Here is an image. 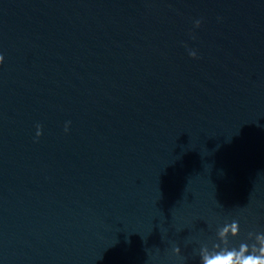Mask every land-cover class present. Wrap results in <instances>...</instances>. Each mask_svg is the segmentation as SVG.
<instances>
[{"label": "clouds", "instance_id": "9594fccd", "mask_svg": "<svg viewBox=\"0 0 264 264\" xmlns=\"http://www.w3.org/2000/svg\"><path fill=\"white\" fill-rule=\"evenodd\" d=\"M200 21H196L199 27ZM192 57L196 56L194 51L189 53ZM4 57L0 55V64H3ZM68 126H65V131ZM37 137L41 135L37 126ZM241 230L238 221H233L231 225H226L219 233L222 244L215 246V251L202 255L200 264H264V232H248L245 239L238 244L229 242L227 237L230 235L233 240L239 237Z\"/></svg>", "mask_w": 264, "mask_h": 264}]
</instances>
